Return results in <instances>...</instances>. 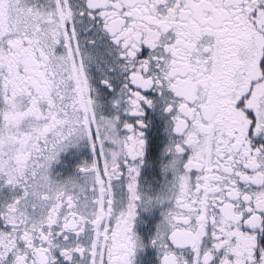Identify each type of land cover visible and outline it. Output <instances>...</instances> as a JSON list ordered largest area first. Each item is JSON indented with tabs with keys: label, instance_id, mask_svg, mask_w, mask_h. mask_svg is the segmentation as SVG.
<instances>
[{
	"label": "snow or ice",
	"instance_id": "obj_1",
	"mask_svg": "<svg viewBox=\"0 0 264 264\" xmlns=\"http://www.w3.org/2000/svg\"><path fill=\"white\" fill-rule=\"evenodd\" d=\"M0 264H264V0H0Z\"/></svg>",
	"mask_w": 264,
	"mask_h": 264
}]
</instances>
